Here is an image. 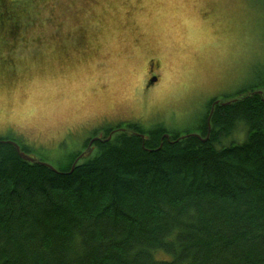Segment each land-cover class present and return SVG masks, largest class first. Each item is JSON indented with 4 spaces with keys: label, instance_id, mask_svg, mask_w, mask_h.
I'll list each match as a JSON object with an SVG mask.
<instances>
[{
    "label": "trees",
    "instance_id": "16d2710c",
    "mask_svg": "<svg viewBox=\"0 0 264 264\" xmlns=\"http://www.w3.org/2000/svg\"><path fill=\"white\" fill-rule=\"evenodd\" d=\"M15 1L0 0V78L11 86L17 53L46 38L50 18L49 0ZM243 92L254 94L210 117L211 106L198 135L132 122L73 171L80 149L54 170L23 159L7 140L34 147L14 132L0 136V264H264V96ZM117 125L101 126L103 138Z\"/></svg>",
    "mask_w": 264,
    "mask_h": 264
},
{
    "label": "rangeland",
    "instance_id": "374dc122",
    "mask_svg": "<svg viewBox=\"0 0 264 264\" xmlns=\"http://www.w3.org/2000/svg\"><path fill=\"white\" fill-rule=\"evenodd\" d=\"M48 2L46 38L17 53L18 83L0 78V136L56 168L101 126L197 133L215 97L264 88V0Z\"/></svg>",
    "mask_w": 264,
    "mask_h": 264
},
{
    "label": "water",
    "instance_id": "95a60500",
    "mask_svg": "<svg viewBox=\"0 0 264 264\" xmlns=\"http://www.w3.org/2000/svg\"><path fill=\"white\" fill-rule=\"evenodd\" d=\"M257 92L260 93L261 95H263V91H262V90H259V91H257ZM229 101H231V100H229ZM229 101H227V102H223L222 104H227ZM216 103H220V101H219V100L215 101V103H213V105H212V108L215 107V104H216ZM124 129H125V128H124ZM119 131H128L129 133H130V132H133L132 130H129V129H127V130H126V129H125V130H123V129L120 130V129H119ZM119 131H118V132H119ZM112 134H113V133H111V134L108 136V138H103L101 135L94 136V137L90 140L89 145H87V146L85 147L86 150L80 155V157H82V156H87V155H89V154L91 153V150L94 149V147H95V146L92 144L94 141H97V140L106 141L107 139H110V138L112 137ZM7 142L11 143V144L16 148L18 154H19L23 159H25V160H27V161H30V162H35V163H45V164L49 165L50 167H53V165H51V164H49V163H46V162H44V161H41L40 158H39V156H37L36 154H34V153H30V152H26V151L22 150L20 144H19L17 141H15V140H7ZM80 157H78V158L76 159L75 163L78 162V160H79ZM74 166H75V164H74ZM74 166H73V168H74ZM53 168H54V167H53Z\"/></svg>",
    "mask_w": 264,
    "mask_h": 264
},
{
    "label": "bare ground",
    "instance_id": "6f19581e",
    "mask_svg": "<svg viewBox=\"0 0 264 264\" xmlns=\"http://www.w3.org/2000/svg\"><path fill=\"white\" fill-rule=\"evenodd\" d=\"M256 91V90H255ZM259 91V90H258ZM262 91H264V89L262 90ZM252 94H254L253 92H247V93H245V94H239V95H237V96H234V97H232V98H230V99H228V100H219L220 101V103H223V102H227V101H229V100H232V99H242V98H246V97H249V96H251ZM263 96V95H262ZM215 98H217L216 99V101L218 100V97H215ZM229 102H231V101H229ZM228 102V103H229ZM215 103V102H214ZM217 104V103H216ZM215 104V105H216ZM213 105V104H212ZM213 110H214V108H211V112H210V117H211V115H212V113H213ZM210 117H209V119H210ZM210 128H211V126H210V124H209V130H210ZM133 130V129H132ZM134 131V130H133ZM168 131V130H167ZM143 137H145V134H143V133H140ZM170 134H172V133H170L169 131L167 132V133H165L164 134V137H166V138H170ZM184 134H186V133H181V136H185ZM192 134H197L198 135V133H193L192 132ZM104 136V135H103ZM209 136V135H208ZM161 144H163V143H161ZM88 145V144H87ZM87 145H85L80 151H77L78 152V154H77V157L75 158V160H74V163H73V166H74V164L76 165V163H75V161H76V159L78 158V157H80V155L86 150V146ZM94 149H95V147H94ZM94 149H92L91 150V153L94 151ZM76 152V153H77ZM91 153L89 154V155H87V156H82V157H80L79 158V160L78 161H80V159H82V158H84V157H88V156H90L91 155ZM40 158V157H39ZM41 160V159H40ZM42 161V160H41ZM33 163H35V162H33ZM42 164H45V163H42ZM47 165V164H46ZM47 166H49V165H47ZM73 166H72V169H71V171H73L74 170V168H75V166H74V168H73ZM50 167V166H49ZM54 167V166H53ZM53 167H51V168H53ZM54 170H58V168H56V167H54L53 168Z\"/></svg>",
    "mask_w": 264,
    "mask_h": 264
},
{
    "label": "flooded vegetation",
    "instance_id": "af4514ba",
    "mask_svg": "<svg viewBox=\"0 0 264 264\" xmlns=\"http://www.w3.org/2000/svg\"><path fill=\"white\" fill-rule=\"evenodd\" d=\"M153 75H156V73L154 72V73H151L150 74V77H149V84L148 85H151V84H155L156 83V81H157V76L155 77V78H152V76ZM264 96V95H263ZM121 121H124L125 122V124H122L121 126H119V127H115L114 129H113V131L115 130V129H119V128H125L126 127V125L127 124H129V123H132V122H136V121H132V122H129V121H125V119H121L118 123H121ZM117 123V124H118ZM97 131H99V132H97ZM95 132H97L96 134H92V135H90V136H88L87 138H85V137H83V143L84 142H88L87 144L89 145V143H90V140L94 137V136H97V135H101L102 137H103V129L100 127L98 130H96ZM95 147H96V145H95V143L93 142L92 143Z\"/></svg>",
    "mask_w": 264,
    "mask_h": 264
}]
</instances>
